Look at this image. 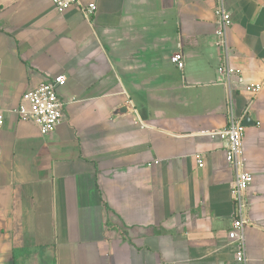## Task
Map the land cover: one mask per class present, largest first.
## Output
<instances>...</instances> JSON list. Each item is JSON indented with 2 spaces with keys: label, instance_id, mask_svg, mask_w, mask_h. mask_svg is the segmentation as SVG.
I'll use <instances>...</instances> for the list:
<instances>
[{
  "label": "crops",
  "instance_id": "1",
  "mask_svg": "<svg viewBox=\"0 0 264 264\" xmlns=\"http://www.w3.org/2000/svg\"><path fill=\"white\" fill-rule=\"evenodd\" d=\"M244 136L248 264H264V0H225ZM0 0V264H238L212 0ZM181 54L184 69L171 57ZM58 76L63 121L12 111ZM201 156L200 168L196 157Z\"/></svg>",
  "mask_w": 264,
  "mask_h": 264
},
{
  "label": "built area",
  "instance_id": "2",
  "mask_svg": "<svg viewBox=\"0 0 264 264\" xmlns=\"http://www.w3.org/2000/svg\"><path fill=\"white\" fill-rule=\"evenodd\" d=\"M216 16L214 47L220 53V64L217 68L218 83L226 86V116L227 126L221 130L211 131L212 137H219L225 146L226 161L235 174L231 186V198L234 209V220L228 233V239L236 246L235 258L238 264H248L245 229L252 223L249 217L247 192L253 183V176L246 171L244 157V136L246 127L243 125L244 116L235 113L233 101L232 78H239L241 72L230 65V46L228 31L232 26V16L227 9L225 0H212ZM58 14H64L72 8H79L86 20H90L96 12V5H83L80 0H51ZM171 62L179 69H184L183 57L175 54ZM65 76H58L52 81L42 83L33 90L26 92L21 102L12 112L21 120L35 124L41 135L54 132L63 121L64 103L61 101L58 89L66 84ZM264 90V80L260 83L246 85L243 91L255 98ZM4 114L0 111V127L4 125ZM1 152V149H0ZM200 168L203 167L201 156L196 157Z\"/></svg>",
  "mask_w": 264,
  "mask_h": 264
},
{
  "label": "water",
  "instance_id": "3",
  "mask_svg": "<svg viewBox=\"0 0 264 264\" xmlns=\"http://www.w3.org/2000/svg\"><path fill=\"white\" fill-rule=\"evenodd\" d=\"M243 125H244L245 127L248 125L247 120H244V121H243Z\"/></svg>",
  "mask_w": 264,
  "mask_h": 264
}]
</instances>
